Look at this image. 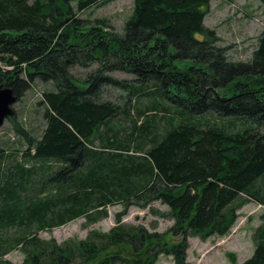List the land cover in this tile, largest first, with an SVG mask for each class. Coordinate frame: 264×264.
Returning <instances> with one entry per match:
<instances>
[{
    "label": "trees",
    "instance_id": "obj_1",
    "mask_svg": "<svg viewBox=\"0 0 264 264\" xmlns=\"http://www.w3.org/2000/svg\"><path fill=\"white\" fill-rule=\"evenodd\" d=\"M98 1L0 0V85L18 100L36 80L54 85L40 101L42 133L17 129L23 159L12 153L5 166L11 155L0 144V259L20 247L23 264H162V254L191 264L188 237L224 236L245 205L264 206V28L251 58L234 61L204 23L212 0H134L121 33L78 17ZM95 63L85 78L70 72ZM106 86L129 100L105 99ZM136 97L149 99L153 117L114 131ZM159 110L163 133L151 123ZM155 201L174 220L167 231L122 222L131 206ZM114 204L123 212L108 232L61 243L39 236L81 217L88 228ZM261 219L243 264H264Z\"/></svg>",
    "mask_w": 264,
    "mask_h": 264
},
{
    "label": "rangeland",
    "instance_id": "obj_2",
    "mask_svg": "<svg viewBox=\"0 0 264 264\" xmlns=\"http://www.w3.org/2000/svg\"><path fill=\"white\" fill-rule=\"evenodd\" d=\"M133 9L134 0H99L96 5L79 12L78 17L88 20L90 24L105 21L112 25L114 31L121 33L126 21L132 15ZM204 9L207 12L205 25L216 30L221 38L220 45L229 47L230 59L248 61L264 28V3L261 0H212L209 6L204 7ZM2 67L5 70L11 68L5 63L2 64ZM97 67V63L88 68L73 66L70 68V72L75 78L82 79ZM111 75L128 82L134 80L133 75L124 72H112ZM53 86L51 82L43 83L41 80H36L25 95L13 104L12 108L15 109V112L0 127V144L6 148V155H11L4 160L5 166L9 158H12V153L21 161L24 150L28 147L26 138L17 129L25 130L34 136H39L42 133L45 127V119L43 117L44 104H40V101L43 92ZM128 95L127 90L121 87L106 86L104 89L105 99L117 101L121 105L129 100ZM149 102V99H139V97L131 100V104L134 106L131 117L127 118L125 122L119 121L120 123L111 124V127L115 131L123 126L131 127L134 120L140 125L147 116L151 118L154 112L147 110L146 106L149 105ZM138 111L144 113L139 115ZM172 113L173 111L171 115ZM161 114H164L163 110H159L154 115L151 123L155 125L157 131L163 133L166 120L161 118ZM167 115L169 116V114ZM24 160L26 165L33 164L28 159ZM108 211L109 217L88 228L84 226L86 219L81 217L52 230L40 231L39 236L44 239L54 238L61 243L67 239H85L93 229L108 232L116 224V214H122L123 206L109 205ZM168 211V206L160 201H155L145 208L131 206L128 213L122 215V222L131 225H144L150 231H154L153 226L157 225L156 231L165 232L174 223L172 218L162 217V214H167ZM263 213L264 206L253 201L238 211V218L226 235L215 234L206 239H201L198 236L188 237L187 261L191 264H243L254 253L253 234L262 223L261 215ZM181 238V235L174 236L172 240L178 242ZM233 258L237 260L235 263L232 261ZM0 260L9 261L12 264H23L25 254L18 247ZM159 262L176 264L173 256L167 254H162Z\"/></svg>",
    "mask_w": 264,
    "mask_h": 264
},
{
    "label": "water",
    "instance_id": "obj_3",
    "mask_svg": "<svg viewBox=\"0 0 264 264\" xmlns=\"http://www.w3.org/2000/svg\"><path fill=\"white\" fill-rule=\"evenodd\" d=\"M16 101L17 97L13 90L10 87L0 85V127L14 113L12 106Z\"/></svg>",
    "mask_w": 264,
    "mask_h": 264
}]
</instances>
